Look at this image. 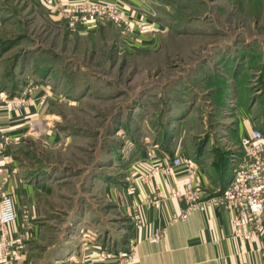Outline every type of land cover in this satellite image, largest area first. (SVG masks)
Returning <instances> with one entry per match:
<instances>
[{
	"label": "rangeland",
	"instance_id": "rangeland-1",
	"mask_svg": "<svg viewBox=\"0 0 264 264\" xmlns=\"http://www.w3.org/2000/svg\"><path fill=\"white\" fill-rule=\"evenodd\" d=\"M117 1L128 25L72 27L60 10L53 21L27 0H0L2 91L26 106L44 85L20 153L53 192L32 264L79 263L91 249L124 262L142 219L120 193L151 182L152 160L208 159L210 198L233 176L244 122L264 131V0Z\"/></svg>",
	"mask_w": 264,
	"mask_h": 264
},
{
	"label": "crops",
	"instance_id": "crops-1",
	"mask_svg": "<svg viewBox=\"0 0 264 264\" xmlns=\"http://www.w3.org/2000/svg\"><path fill=\"white\" fill-rule=\"evenodd\" d=\"M27 2L39 7L50 20L54 21L61 16L57 0ZM43 87L44 85H40L26 106L13 107L0 100V129L19 137L18 143L10 145L0 155L5 169L3 177L7 181L4 189L13 195L17 210V218L10 224L11 235L18 242L17 264L33 263V245L45 236L47 202L53 194L48 183L34 184L31 181L20 157L29 133L30 121L43 104ZM2 90L9 92L10 83L0 66V91ZM244 125L242 137L252 129L250 121L246 120ZM199 160L198 181L206 188L211 185L210 178L216 180L217 177L208 159L202 162ZM179 171L173 177L158 176L149 184L138 183L133 191L127 192L124 189L120 193L127 212L139 211L142 219L140 224H135L129 231L128 238L136 243L132 258L125 257L124 262L112 258L100 259L91 249L88 253H82L79 263L74 264H264V225L261 233L253 239H242L232 236L230 212L223 205H207L174 222L171 220L172 214L182 206L176 199L151 206L145 204L146 193L152 192L157 182L163 189L183 186L186 181L185 172L183 169ZM157 230L162 231L163 235L154 241L151 236ZM0 264H3L1 247Z\"/></svg>",
	"mask_w": 264,
	"mask_h": 264
},
{
	"label": "built area",
	"instance_id": "built-area-1",
	"mask_svg": "<svg viewBox=\"0 0 264 264\" xmlns=\"http://www.w3.org/2000/svg\"><path fill=\"white\" fill-rule=\"evenodd\" d=\"M61 14L68 19L70 26L77 23L93 25L97 19L107 17L129 24V10L117 0H57ZM0 100L13 107H21L25 99L0 92ZM19 142V137L0 129V155L10 146ZM183 169L185 184L173 189H163L159 182L155 189L145 196L147 206L157 205L168 199H176L182 206L172 214V221L184 219L196 209L207 205H223L230 212L231 234L242 239H253L261 233L264 225V131L251 129L244 137L242 154L239 155L233 176L227 187L219 195L206 198L203 187L198 181V165L188 156L172 155L156 158L150 163V172L146 181L158 176L173 177ZM4 167L0 160V247L3 264H17V240L11 235L10 224L17 218L15 199L4 189ZM163 233L157 230L151 239L159 240ZM134 251L129 253L132 258Z\"/></svg>",
	"mask_w": 264,
	"mask_h": 264
}]
</instances>
